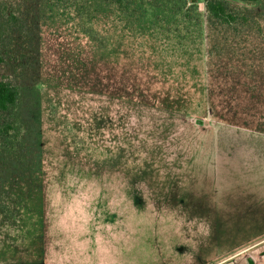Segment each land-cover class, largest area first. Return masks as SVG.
Returning <instances> with one entry per match:
<instances>
[{"label":"rangeland","instance_id":"rangeland-1","mask_svg":"<svg viewBox=\"0 0 264 264\" xmlns=\"http://www.w3.org/2000/svg\"><path fill=\"white\" fill-rule=\"evenodd\" d=\"M225 1L249 22L200 0H0L25 21L0 81L26 148L0 264H264V0Z\"/></svg>","mask_w":264,"mask_h":264},{"label":"trees","instance_id":"trees-1","mask_svg":"<svg viewBox=\"0 0 264 264\" xmlns=\"http://www.w3.org/2000/svg\"><path fill=\"white\" fill-rule=\"evenodd\" d=\"M64 1V0H58ZM120 4L122 0H111ZM204 3L208 17L211 21L221 25L232 26L237 24L246 25L249 20L235 12L225 0H200ZM245 4H256L261 0H237ZM193 3L198 0H192ZM122 4V3H121ZM0 17L6 18L0 24V64L6 63L3 47L7 43L11 32H8L12 23H23L15 15H6L5 6L0 5ZM25 121L22 98L18 88L7 81H0V226L8 225L16 227L19 223L20 205L17 204L9 193L6 192L7 178L11 171H15L18 163L26 156V148L23 147L22 125ZM13 205V207H12Z\"/></svg>","mask_w":264,"mask_h":264}]
</instances>
